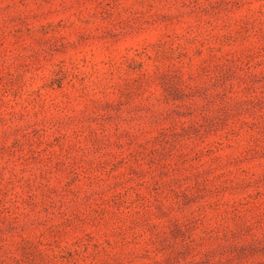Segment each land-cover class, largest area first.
<instances>
[{"label":"rangeland","instance_id":"374dc122","mask_svg":"<svg viewBox=\"0 0 264 264\" xmlns=\"http://www.w3.org/2000/svg\"><path fill=\"white\" fill-rule=\"evenodd\" d=\"M0 264H264V0H0Z\"/></svg>","mask_w":264,"mask_h":264}]
</instances>
